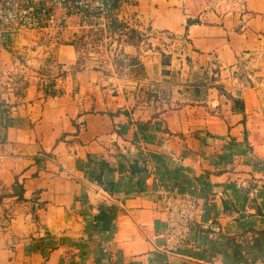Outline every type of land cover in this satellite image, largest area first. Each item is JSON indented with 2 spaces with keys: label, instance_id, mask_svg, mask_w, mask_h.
I'll return each instance as SVG.
<instances>
[{
  "label": "crops",
  "instance_id": "1",
  "mask_svg": "<svg viewBox=\"0 0 264 264\" xmlns=\"http://www.w3.org/2000/svg\"><path fill=\"white\" fill-rule=\"evenodd\" d=\"M244 2L134 8V28L184 36L187 54L217 65L232 96L212 85L206 99L154 110L132 93L141 80L127 68L88 65L74 76L73 43L59 47L67 71L53 86L2 93L0 264H264V0ZM120 45L147 80L163 75L167 63L144 43ZM52 87L62 92L47 94ZM237 96L245 113L232 110ZM168 192L206 206L179 252L165 248ZM102 202L117 208L109 229L96 219ZM206 220L221 230L201 228Z\"/></svg>",
  "mask_w": 264,
  "mask_h": 264
},
{
  "label": "rangeland",
  "instance_id": "2",
  "mask_svg": "<svg viewBox=\"0 0 264 264\" xmlns=\"http://www.w3.org/2000/svg\"><path fill=\"white\" fill-rule=\"evenodd\" d=\"M136 3L137 0H120L117 13L123 25L117 26L116 29L111 26L108 32L84 30L74 34L71 31L55 34L21 28L12 35L8 34L4 44L0 46V100L3 99V92L23 93V89L31 81L51 87V82L57 80L58 72L67 71L64 63L59 62L57 58L59 47L71 42L77 45L79 59L86 66H116L122 58L123 62L118 64L119 67L124 70L127 68L129 76L136 79L135 69L139 68V65H132L129 63L130 59L123 58L120 45L138 22L137 11L134 9ZM139 30L141 33L134 37L137 44L144 43L146 48L161 55L163 61L167 62L159 80L150 81L143 78L140 79V85L133 88L132 93L144 105L156 110L189 102L195 94V83L205 89L219 79L217 65L197 64L187 54L184 36L168 30L153 36L148 34V31ZM115 47L117 49L113 52ZM234 72H238V69H234Z\"/></svg>",
  "mask_w": 264,
  "mask_h": 264
},
{
  "label": "built area",
  "instance_id": "3",
  "mask_svg": "<svg viewBox=\"0 0 264 264\" xmlns=\"http://www.w3.org/2000/svg\"><path fill=\"white\" fill-rule=\"evenodd\" d=\"M238 1L244 8V0ZM116 14L113 0H0V46L8 34L12 35L21 28L55 34L67 31L74 34L84 30L108 32ZM163 206L167 213L165 248L179 252L191 244L195 223L206 206L188 192L166 193ZM200 226L215 232L222 228L214 220L202 221Z\"/></svg>",
  "mask_w": 264,
  "mask_h": 264
},
{
  "label": "trees",
  "instance_id": "4",
  "mask_svg": "<svg viewBox=\"0 0 264 264\" xmlns=\"http://www.w3.org/2000/svg\"><path fill=\"white\" fill-rule=\"evenodd\" d=\"M114 1V5L116 7V12H117V7L120 3V0H113ZM123 25L122 22H120L119 17H118V13L112 18L111 21V26L113 29H116V27ZM141 32L139 30H137L136 28H132L129 31V35L128 38L126 39V41H129L130 43H135L137 44L136 40L134 39V37L138 34H140ZM73 44H75L74 42H71ZM76 49L78 50L77 45L75 44ZM128 59H130V64L134 65H139L137 69H135L137 73L134 74L136 79H143V78H147V72H146V68L144 63L141 61V59L138 56H133V55H127L126 56ZM123 62V59L121 58V60L118 61V64H121ZM167 63V62H165ZM117 64V65H118ZM86 65L83 64V62L80 61V59L77 61V63L73 66L72 68V73L75 76V72L78 69H81L82 67H85ZM119 67V65H118ZM66 71L62 70L61 73L58 72V75H65ZM244 74H241V77L244 78L243 76ZM214 79V77H212ZM215 81V79H214ZM55 81H52L50 85H54ZM221 92H223L224 94H226L227 96H232L231 92H229L222 83H218V82H214V84ZM208 90L209 87H205V89L202 88V86L198 83L194 84V95L192 96L193 100H202V99H206L208 97ZM47 94L49 95H56L60 92H62V90H57L55 88H51L50 90L47 88L46 90ZM204 92V93H203ZM232 110L233 111H237V112H243L245 113V100L242 96H237L233 98V104H232ZM243 120L245 121V117L243 118ZM246 130V137H248V129ZM141 169V168H138ZM21 185V189L19 190V197H23V185L20 184L19 182H16L15 187H20ZM117 215V208L115 204H108L105 202H102L99 205V212L96 215V219L98 221L102 222V228L103 229H109L111 227V225L113 224L115 218Z\"/></svg>",
  "mask_w": 264,
  "mask_h": 264
}]
</instances>
